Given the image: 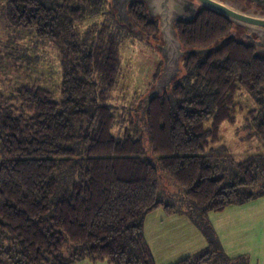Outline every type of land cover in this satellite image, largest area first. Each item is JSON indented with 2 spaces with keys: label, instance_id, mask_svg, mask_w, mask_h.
<instances>
[{
  "label": "trees",
  "instance_id": "1",
  "mask_svg": "<svg viewBox=\"0 0 264 264\" xmlns=\"http://www.w3.org/2000/svg\"><path fill=\"white\" fill-rule=\"evenodd\" d=\"M104 3L0 0L2 24L49 39L64 66L60 96L29 77H15L0 91V258L10 264H156L145 222L162 208L188 216L208 241L172 264H250L248 254L224 251L209 214L264 197V154L237 160L228 146L213 145L222 140L221 124L237 121L240 90L257 103L250 115L264 140V55L229 37L231 20L200 6L176 30L185 48L209 51L185 55L178 76L144 114L119 119L107 99L116 86L122 33L106 36L104 28L92 39V31L83 36L78 28ZM128 12L132 27L117 18L130 33L139 28L161 37L159 19L144 1L131 2ZM162 68L159 58L145 97ZM119 120L129 122L123 135L113 132ZM165 179L183 191L178 203L163 194Z\"/></svg>",
  "mask_w": 264,
  "mask_h": 264
},
{
  "label": "rangeland",
  "instance_id": "2",
  "mask_svg": "<svg viewBox=\"0 0 264 264\" xmlns=\"http://www.w3.org/2000/svg\"><path fill=\"white\" fill-rule=\"evenodd\" d=\"M101 9L96 17L79 24L78 28L83 36L92 31V39H96L104 28H107L106 36L111 32L117 35L122 33L116 86L110 91L107 103L113 106L119 119L129 120L131 117L137 119L140 114H143L142 99L153 79L157 61L159 58H163L161 51L157 49L160 45L162 46L163 41L160 36L151 37L139 28H133L130 33L125 26L120 24L112 0H106ZM0 11H2L1 6ZM23 30L13 29L11 25L4 26L0 20V91H6L7 84H12L15 77L21 80L29 77L32 81L40 79L41 82H45L41 84L51 87L57 96H60L64 66L59 48L49 39H37L33 34ZM10 51L18 60L16 68L12 66L14 63H11ZM9 69L20 70L18 73H12ZM97 79L101 82V86H105L102 78L98 77ZM236 102L239 108L237 121L235 123L224 121L221 124L222 140L218 144H214L213 147L228 146L229 153L237 160H244V158L259 153L264 154V140L258 137L257 125L250 115V111L257 108L255 99L247 91L240 90L237 93ZM128 123L119 120L113 128V132L116 135H123ZM165 182L163 194L167 198L172 196L178 203L183 196V191L177 188L170 179H165ZM62 191L63 187L57 190L53 201L61 197ZM148 221H146L145 228L146 236H148L149 230ZM168 234L167 236H177ZM218 236L222 245L220 235ZM222 247L226 252L223 245ZM0 264H10V262L0 258ZM77 264H93V262L84 260Z\"/></svg>",
  "mask_w": 264,
  "mask_h": 264
},
{
  "label": "crops",
  "instance_id": "3",
  "mask_svg": "<svg viewBox=\"0 0 264 264\" xmlns=\"http://www.w3.org/2000/svg\"><path fill=\"white\" fill-rule=\"evenodd\" d=\"M147 218L149 230L146 237L156 264H171L208 245L204 234L186 215H169L159 208ZM209 218L229 256L248 254L250 264H264V197L245 205L210 212ZM167 233L177 236H167Z\"/></svg>",
  "mask_w": 264,
  "mask_h": 264
},
{
  "label": "water",
  "instance_id": "4",
  "mask_svg": "<svg viewBox=\"0 0 264 264\" xmlns=\"http://www.w3.org/2000/svg\"><path fill=\"white\" fill-rule=\"evenodd\" d=\"M136 0H112L119 20L132 25L128 12L129 4ZM147 4L148 14L157 17L160 23L163 68L155 86L144 99V114L155 97L170 87L181 71V60L187 54H202L209 49L185 48L177 34L176 22H190L198 12V6L210 9L227 17L247 31L258 34L264 44V15L245 11L224 0H142ZM196 1L198 3H196ZM198 4V5H197ZM229 38V37H227Z\"/></svg>",
  "mask_w": 264,
  "mask_h": 264
},
{
  "label": "flooded vegetation",
  "instance_id": "5",
  "mask_svg": "<svg viewBox=\"0 0 264 264\" xmlns=\"http://www.w3.org/2000/svg\"><path fill=\"white\" fill-rule=\"evenodd\" d=\"M224 1L231 3L245 11L264 15V0H224ZM196 3L198 2L196 1ZM198 10H199V6H198ZM177 23L178 22L175 23V27ZM229 37L238 38L245 41L249 45L254 46L260 54L264 55V44H262L263 39L260 38L258 34L247 31L242 26L233 23L232 33L229 35Z\"/></svg>",
  "mask_w": 264,
  "mask_h": 264
}]
</instances>
